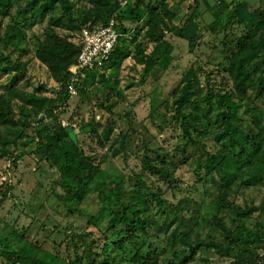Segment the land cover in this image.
Returning <instances> with one entry per match:
<instances>
[{
	"label": "rangeland",
	"instance_id": "rangeland-1",
	"mask_svg": "<svg viewBox=\"0 0 264 264\" xmlns=\"http://www.w3.org/2000/svg\"><path fill=\"white\" fill-rule=\"evenodd\" d=\"M26 1H15L9 10L10 17L0 16V37L14 29L11 17L19 22L24 35L22 52L14 50L11 45L4 49L0 44V53H9L12 60L27 64L26 74L13 87H10V80L14 75L0 74V96L12 99L10 102L15 116L21 121L23 117H19L16 106L24 95L38 89L41 96L54 98L62 85L35 57L36 42L44 38L50 16L58 15L59 11L55 9L41 17L39 8L33 2L31 7L35 10L29 11L23 21L16 13ZM71 1L75 6L72 19H76L78 25L84 23L81 27H90L101 24L99 21L104 10L98 13L89 0ZM145 1L165 4L164 9L158 12L163 22L156 27L170 46L169 50L158 46L146 35L145 18L139 22L125 20L123 25L128 33L123 37L129 56L119 67L106 68L102 65L93 70V76L88 75L83 81V93L69 97L61 106L45 107L36 116L28 118L23 129L9 123L8 127L12 131L7 133L8 127L0 126V148H6L9 152L0 154V236L14 240V234L21 235L23 238L17 242V246L22 252L30 247L40 253L54 254L65 262L84 264V259L91 253L78 247L80 241L75 236L79 234L87 241L95 240L96 251H100L104 242L110 244V254L115 260L125 255L130 257L133 250L127 239L113 234L122 227L111 229L107 209L114 207L113 202L125 195L124 198L130 196L135 208L141 210L144 198L141 190L135 189V184L145 158L167 168L174 175L172 188L159 181H148L150 185L156 184L161 188V197L167 204L182 206L183 216L179 215V220H183V226L188 230L194 224L200 204L205 202L207 205L210 199L214 200L223 191L218 180L199 182L195 171L196 159L205 158V151L214 153L220 149V145L213 140V134L223 127L217 103L212 102L210 108L202 103L201 111L194 119L188 120L187 126L204 127L207 124L211 126L212 132V135L202 137L190 130L192 138L202 142V145L191 146L185 145L186 137L180 119L175 117L174 99L181 96L182 91H186L190 98L195 97L192 95L196 91L203 99L208 88L207 80L209 87L220 92V95L231 88L225 71L230 58L228 48H235L238 39L254 28L258 23L257 13H263L264 19V0ZM133 2L116 0L115 5L118 12H122ZM193 8L195 13H192ZM191 13L192 21H188ZM70 20L67 18L55 29L59 38L68 39L69 42L78 34V30L68 28ZM139 50L143 56L158 61L147 76L143 73V66L137 63ZM261 54L264 56V51ZM262 74L264 67L256 70L252 77L258 82ZM261 85L264 88V80ZM230 100L240 102L234 95H231ZM242 104L237 113L242 124L250 126L253 120H257L259 125L264 124V91L260 98L256 97L255 90L248 91ZM58 123L74 135L77 154L83 156L94 169L97 179L86 189L80 190L81 201L70 200L73 192L63 185L62 177L54 165L33 151L37 141L35 131L44 127L51 130ZM235 124L244 128V125ZM108 129L111 130L109 135L106 133ZM7 140L15 143H6ZM118 145L120 148L117 152ZM181 149L185 151L184 155ZM115 152L118 155H114ZM234 171V164L230 162L226 172ZM202 172L204 169H201ZM256 172L254 167L247 169L248 174ZM149 190L154 191L155 187ZM101 192L111 202L104 201L100 206L101 197L98 194ZM67 197L69 201H66ZM229 200L241 209L264 205V183L243 186L239 184L238 178L232 183ZM223 214V211H218V215ZM177 219L172 217L163 230L169 231ZM152 222L155 225L149 228L148 235L150 241L156 243L157 239L153 235L158 232L161 219ZM246 223L252 230L259 225V233L264 238L263 213L253 212ZM209 229V226H202L199 233L203 239L222 241L219 233ZM1 248L3 245H0ZM175 249L180 251L183 247L177 244ZM259 252L261 256L264 255V244ZM164 263L161 257L157 258V264ZM239 263L236 252L225 255L204 249L198 250L188 264ZM0 264L9 263L0 257Z\"/></svg>",
	"mask_w": 264,
	"mask_h": 264
},
{
	"label": "trees",
	"instance_id": "trees-1",
	"mask_svg": "<svg viewBox=\"0 0 264 264\" xmlns=\"http://www.w3.org/2000/svg\"><path fill=\"white\" fill-rule=\"evenodd\" d=\"M15 1L19 2V0H0L1 17H10L9 10ZM33 2H35L34 6L39 8L41 17L46 12H52L55 9L59 11L58 15L50 16L44 38L36 42L35 57L47 67L54 80L62 85L54 98L41 96L38 89L24 95L20 104L16 106L19 117H23L22 121L15 116L14 108L10 102L12 99L1 95L0 126L3 127H8V124L12 123V125L17 124L23 129L26 126V120L31 116H36L45 107L49 109L61 106L69 99L65 87L71 75L69 69L76 61L80 47L69 42L68 39L59 38L55 29L67 18L71 19L68 28L74 31H79L84 23L78 25L77 20L72 19L75 6L71 0H44L43 2H40V0H27L24 7L16 13L22 17L23 21L29 11L33 12L35 10L34 7H31ZM89 2L98 13H100V10H104L99 23L106 24L111 18L114 19L120 34L104 67L117 68L129 56L123 37L128 33L123 21L128 19L139 22L145 18L146 35L163 49H170L161 33L158 32V27H156L157 24L163 22L161 14L158 13L164 9L165 4L163 2L152 4L150 1L134 0L132 5H129L122 12H118L115 5L116 0H89ZM193 11L194 8L192 13H195ZM191 14L188 16V21H192L190 18L193 14ZM256 15L258 23L254 28L248 31L243 38L238 39L235 48H228L230 58L225 71L229 76L231 88L220 95V92L209 87L207 80L208 88H206L207 91L203 95V99L196 91L192 95L195 97L190 98L187 96L186 91H182L181 96L174 99L175 117L180 119L186 137L185 145L191 146L202 145V142L192 138L190 130L202 137L212 135V132L210 130L211 126L207 124L204 127L187 126L188 120L194 119L196 114L201 111L202 103L207 108L211 107L212 102L217 103L219 118L223 122V127L219 132L213 134V140L220 145V149L214 153L205 151V158L199 157L196 159L195 171L197 172L198 181L201 183H204L205 180L210 182L218 180L219 187L223 190L222 193L214 200L209 198L207 205L204 204L205 202L200 204L197 209V216L193 221L194 224L188 230L183 226V220H179V215H182L183 212L182 206L167 204L166 200L161 197V188L156 184L150 185L148 181V179L153 183L159 181L172 188L174 187V175L167 168L161 165L158 166L149 158H145L142 161L143 168L137 174V184H135V189L141 190L144 198L141 210L138 211L135 208L133 200L129 198L130 196L124 198L125 195L113 202L114 207L107 209L111 229L122 227L116 229L113 234L122 237L124 240L127 239L133 250L132 254L130 257L125 255L123 258L115 260L110 254V244L104 242V245L99 248L100 251H96L97 244L95 240L89 239L87 241L83 239L84 236L78 234L75 236L80 241L78 247L91 253L84 259V264H157V258L159 257L165 261L164 264H188L193 260V256L198 250L204 251V249L214 250L218 254L225 255L236 252L240 260L239 264H264V255L261 256L259 252V248L264 244V238L259 233L261 227L256 225L252 230L246 223L253 212L260 211L264 214V205L241 209L240 206L229 200L232 183L236 182L238 178L239 184L243 186L251 187L264 183V124L259 125L257 120H253L250 126L244 125L237 116L248 91L255 90L257 98L262 97L264 91L261 85L264 74L258 82L252 77L256 70L264 67V56L261 54L264 51V19L263 13L260 12ZM11 21L14 29L9 33L5 32L0 37V44L4 49L11 45L14 50L22 52L24 51V48H22L24 38L22 29L15 18L11 17ZM139 56L137 63L143 66V73L147 76L158 61L143 56L140 50ZM26 65V62L12 60L9 53H0V74L14 75L10 80V87L15 86L20 77L22 78L26 74ZM91 73L93 71L86 72L85 77L82 80L80 79V83L77 84L78 93H83V81H86L88 75H92ZM39 89L41 90V88ZM231 95L237 96L240 102L231 101ZM235 123L244 125L245 129ZM7 129V133L9 130L12 131L9 127ZM110 131L108 129L106 133L109 135ZM16 133L19 134L20 131L17 130ZM69 133H71L69 129L62 127L59 123L51 130L47 127L41 128L35 131L37 141L33 151L44 161L54 165L62 177L63 185L73 192V194L71 192L72 197L70 200L81 201L80 190L82 188L86 189L91 182L94 183L97 179L95 178L94 169L83 159V156L77 154L75 137ZM6 143L11 144L15 141L7 140ZM119 148L118 145L117 152ZM182 149L181 152L184 155L185 151H182ZM202 151L204 152V150ZM117 152L114 155H118ZM1 153L2 155L9 154L6 148H0ZM160 161L163 162V160ZM230 162L234 164V173L226 172ZM253 167L257 169L256 174H248L247 169ZM201 169H204V172L200 173ZM152 186L155 187L154 191L149 190ZM99 195L101 197L99 199L100 206L104 201L105 203L107 201L111 202L106 194L101 192ZM66 201H69L68 197ZM219 210L223 211L224 214L218 215ZM145 213L148 214L145 215ZM172 217H178V219L173 221V227L165 232L163 226L172 220ZM160 219L159 230L153 235L157 242L152 243L148 230L155 225L152 222L153 220L157 222ZM202 226H209V230L219 233L222 241L203 239L199 233ZM168 232L169 234H167ZM6 237L2 238L0 236V245H3V248L0 249V257L9 264H74L73 262H65V260L54 254L40 253L30 247L22 249V252L17 246V242L23 238L21 235L14 234V240ZM72 241L77 245L74 238H72ZM177 244L181 245L183 249L177 251L175 249ZM79 262L80 260H78Z\"/></svg>",
	"mask_w": 264,
	"mask_h": 264
},
{
	"label": "built area",
	"instance_id": "built-area-1",
	"mask_svg": "<svg viewBox=\"0 0 264 264\" xmlns=\"http://www.w3.org/2000/svg\"><path fill=\"white\" fill-rule=\"evenodd\" d=\"M119 36L115 20L112 18L106 24L80 28L77 37L71 41L80 47V51L69 69L71 75L65 87L69 97L78 94L77 84L85 77L86 72L105 64Z\"/></svg>",
	"mask_w": 264,
	"mask_h": 264
}]
</instances>
